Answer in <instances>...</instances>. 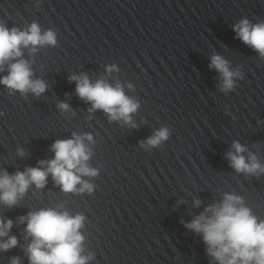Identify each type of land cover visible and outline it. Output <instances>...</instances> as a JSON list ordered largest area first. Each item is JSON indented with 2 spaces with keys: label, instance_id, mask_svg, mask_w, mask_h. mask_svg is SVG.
Masks as SVG:
<instances>
[{
  "label": "water",
  "instance_id": "1",
  "mask_svg": "<svg viewBox=\"0 0 264 264\" xmlns=\"http://www.w3.org/2000/svg\"><path fill=\"white\" fill-rule=\"evenodd\" d=\"M242 19L264 22V0H0L6 28L36 23L56 34L55 45L22 47L17 58L45 82L42 94L0 84V173L40 167L54 158L55 141L73 133L91 135L87 164L97 171L82 177L91 192L66 193L49 174L15 206L0 202V219L13 221L8 237L18 241L0 249V264H30L32 238L19 218L41 209L85 217L87 264H219L185 225L225 193L264 220V173H237L226 158L238 141L264 166V57L237 38ZM214 55L241 74L231 91H221V74L209 67ZM81 74L122 85L139 105L131 123L89 111L70 79ZM161 128L168 138L148 146Z\"/></svg>",
  "mask_w": 264,
  "mask_h": 264
},
{
  "label": "clouds",
  "instance_id": "2",
  "mask_svg": "<svg viewBox=\"0 0 264 264\" xmlns=\"http://www.w3.org/2000/svg\"><path fill=\"white\" fill-rule=\"evenodd\" d=\"M233 31L238 39L264 57V22L252 24L248 19H242L233 25ZM55 44V32L48 30L42 34L36 23L23 31L8 29L0 24V71L6 62L16 61L8 65V75L0 78V84L21 93L31 91L37 96L42 94L47 87L45 82L33 80L28 62L17 58L23 55L22 47L31 46V50L35 51L37 46ZM209 67L221 74L220 87L224 92L231 91L235 84L234 78L241 75L238 70H230L228 61L220 55L211 57ZM114 68V65L109 66L108 71ZM70 79L76 81V94L92 104L89 111L103 110L111 120L122 119L125 123H131V114L137 111L139 105L125 95L122 85L114 87L104 80L92 83L84 74L74 75ZM59 107L66 111L69 105L61 103ZM168 135V129L161 128L148 138L146 144L157 146ZM85 139L91 141L92 137L73 133L71 139L55 141L51 146L54 158L39 161L40 167L17 171L14 175L7 171L0 173V202L9 207L15 206L30 185L43 188L49 174L66 193L91 192L93 186L82 177L95 176L97 171L87 164L91 153L84 143ZM232 148L234 151L226 153V158L237 173H264V166L254 154L250 153L248 158L243 155L247 151L244 145L236 141ZM77 185L81 187L77 189ZM194 203L199 207L201 201L196 200ZM19 220L21 223L27 221L25 231L32 238L26 249L30 264H87L91 259L81 254L84 237L79 230L85 220L82 214L70 216L67 212L49 208L29 212ZM12 226L11 219H0V238L8 237ZM185 227L202 234L207 253L219 264H264V220H259L239 195L225 193L222 202L206 207ZM17 243V238L10 236L7 240H0V249L8 250ZM12 264H19V258H13Z\"/></svg>",
  "mask_w": 264,
  "mask_h": 264
}]
</instances>
